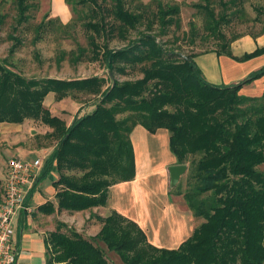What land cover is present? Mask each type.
Returning <instances> with one entry per match:
<instances>
[{
    "label": "trees",
    "instance_id": "trees-1",
    "mask_svg": "<svg viewBox=\"0 0 264 264\" xmlns=\"http://www.w3.org/2000/svg\"><path fill=\"white\" fill-rule=\"evenodd\" d=\"M72 1L88 8L89 18L83 26L90 33L91 59L102 61L106 76L25 78L0 62V123L38 120L52 127L58 137L36 180L54 166L56 203L46 200L37 211L77 212L105 205L110 186L135 176L133 127L140 124L151 133L165 128L169 149L178 163L199 154L190 162V188L183 196L192 214L204 220L177 247L165 248L149 242L137 222L111 210L102 218L96 239L117 253L123 264H264V172L258 168L264 164V96L239 91L264 75V65L237 82L215 85L204 79L194 60L208 51L238 61L258 56L264 53V45L241 56L230 50V43L239 36L257 34L244 33L226 42L219 19L207 9L211 22L206 31L223 40L219 48L181 54L166 48L148 28L138 29L153 0ZM15 5L14 32L30 19L31 3L15 0ZM157 13L163 35L166 26L175 23L179 5H160ZM55 19H41L34 39ZM131 31L137 34L129 38ZM10 35L13 45L22 42ZM112 39L126 43L109 46ZM129 68L142 76L122 81L114 78L116 72ZM106 81L109 84L102 88ZM69 90L97 95V101L92 110L76 114L67 125L50 113L43 99L51 91L61 99ZM124 112L130 113L116 117ZM63 225L60 222L45 236V264H110L102 247L75 230H61Z\"/></svg>",
    "mask_w": 264,
    "mask_h": 264
},
{
    "label": "rangeland",
    "instance_id": "rangeland-1",
    "mask_svg": "<svg viewBox=\"0 0 264 264\" xmlns=\"http://www.w3.org/2000/svg\"><path fill=\"white\" fill-rule=\"evenodd\" d=\"M143 1L149 2L150 0ZM224 2L222 4L221 0H153L149 7L144 10V17L138 29L146 30L148 28L151 32L158 35L157 40L164 43L166 48H172V50L181 52V54L219 48L223 40L218 38L216 34L206 31V25L211 22L208 21L207 9L212 10L215 17L219 19L221 26L219 29L223 32L226 42L244 33L260 35L264 32V0H224ZM30 3V19L14 32L15 0H0V62L25 78L48 76L78 78L91 75H107L102 61L91 59V46L88 43V35L90 33L83 26V21L89 18L87 16L89 11L86 6L75 3L72 0H69V4L65 2L64 9L56 5L53 0H30ZM167 4L169 6L179 5V14L176 16L177 22L175 20V23L170 24L168 27L166 26V32L162 35L159 32L161 22L158 18L157 10L160 5L166 6ZM205 5L207 6L206 8L204 7ZM63 11L67 12V18H62L59 15V12ZM45 16L57 18L59 21L55 19L53 23L46 25L45 30L41 31L40 37L35 40V27ZM226 20L229 21L225 22ZM60 21L62 23L67 22L68 25L66 27L62 26ZM11 33L20 37L22 42L13 45V40L10 37ZM136 34V31H131L128 37H134ZM97 42L102 44V37H98ZM124 43H126L125 40L112 39L108 44L109 46H121ZM11 47L14 48L12 51ZM83 52L82 56L81 53ZM241 75L242 72L236 80L241 79L246 74ZM140 76H142V73L137 69L130 68L126 69L125 72L118 71L114 74V78L118 81L132 80ZM107 84H109V81H106L102 88ZM49 93L53 95L46 94L43 99V105L51 114L63 118L67 125L76 114L92 110L94 103L97 101V95L81 92L80 90H69L61 99H57L54 92L51 91ZM261 96H264V93L256 95V97L260 98ZM242 106L245 107L247 104ZM129 113L124 112L116 117L123 118ZM238 118L239 120L241 119V117ZM68 119L71 120L69 123L67 122ZM1 123L0 180L3 181L1 178H3V174L5 176V162L10 156H18L26 160L41 158L40 168H42L45 158L57 142L58 137L53 133L54 129L38 120L29 118L24 119L23 122L15 126H7L4 125V122ZM8 123L10 122H5V124ZM15 150L18 151V154L11 153ZM160 151L157 156L162 159L163 156ZM197 157H199V154L188 155L182 162V164L186 165V170L181 174L174 186H170L169 174L167 173L168 171L166 172L168 174L166 185L167 190H169V198L175 205L176 212L189 220L191 230L188 236L204 220L203 217H196L192 214L183 196V193L190 188V183L187 181L190 162ZM258 168L264 172V164L258 166ZM54 169L53 166L42 179L41 189L46 196H49L52 192ZM63 172L67 174L75 173V175L82 173L81 170H63ZM0 191L3 192L1 183ZM35 203V200L31 201V205ZM109 213L105 207L98 206L84 211H61L56 214L53 212V215L45 214L48 215L47 220L43 223L46 227H44L46 236L50 231L55 230L61 222L64 224L60 227L61 230L66 232L75 230L102 247L110 264H123L117 253L109 251L95 237L101 227L102 218Z\"/></svg>",
    "mask_w": 264,
    "mask_h": 264
},
{
    "label": "crops",
    "instance_id": "crops-1",
    "mask_svg": "<svg viewBox=\"0 0 264 264\" xmlns=\"http://www.w3.org/2000/svg\"><path fill=\"white\" fill-rule=\"evenodd\" d=\"M53 2L64 9V0H53ZM59 15L62 18H67V12H59ZM262 45H264V32L255 37L247 34L233 40L230 44V50L234 56H241L243 53L250 52ZM194 60L207 82L221 85L237 82L240 79L236 80V78H239L241 72L242 75H247L263 66L264 53L247 60L238 61L224 54L219 55L214 51H208L196 55ZM239 91L247 96L263 94L264 75L244 84ZM47 95L53 94L47 93ZM70 121L67 120L68 123ZM16 124L19 123L5 124L4 122V125L7 126H15ZM168 137L169 133L165 128H158L151 133L140 124L133 127L130 140L134 153L135 176L130 181L119 182L110 186L107 203L99 207H105L109 212L116 210L137 222L142 229H145L143 230L149 242L165 248H174L187 238L191 228L187 217L176 212L177 209L169 198V190H167L166 185L167 171L168 167L177 161L169 149ZM159 151L163 156L162 159L157 156ZM11 153L18 154V151L15 150ZM40 170L41 168L39 173ZM2 177L1 186L4 182V174ZM37 177L34 186H32V193L25 202L29 209H19L13 215L10 223L11 233L17 248L16 264H45L46 261V233L43 223L47 220L48 215H53V212L45 215L38 212L36 208L46 200L56 203V199L53 186L51 194L46 196L41 189L42 179L36 182ZM56 178L57 172L54 169L52 181ZM1 196L2 192L0 191ZM32 200L36 201L34 205H31ZM56 213L57 211H55Z\"/></svg>",
    "mask_w": 264,
    "mask_h": 264
},
{
    "label": "built area",
    "instance_id": "built-area-1",
    "mask_svg": "<svg viewBox=\"0 0 264 264\" xmlns=\"http://www.w3.org/2000/svg\"><path fill=\"white\" fill-rule=\"evenodd\" d=\"M41 158L26 160L10 156L6 160L3 192L0 197V264H16L17 248L10 223L13 215L25 205L29 189L39 173Z\"/></svg>",
    "mask_w": 264,
    "mask_h": 264
},
{
    "label": "water",
    "instance_id": "water-1",
    "mask_svg": "<svg viewBox=\"0 0 264 264\" xmlns=\"http://www.w3.org/2000/svg\"><path fill=\"white\" fill-rule=\"evenodd\" d=\"M185 170L186 165L182 163H174L168 167L170 186H174L178 182L181 174H183Z\"/></svg>",
    "mask_w": 264,
    "mask_h": 264
}]
</instances>
